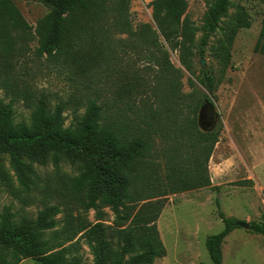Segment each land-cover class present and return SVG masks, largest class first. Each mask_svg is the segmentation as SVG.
<instances>
[{
	"label": "trees",
	"instance_id": "obj_1",
	"mask_svg": "<svg viewBox=\"0 0 264 264\" xmlns=\"http://www.w3.org/2000/svg\"><path fill=\"white\" fill-rule=\"evenodd\" d=\"M25 1L49 8L34 28L37 58L62 60L65 66L82 72L92 67L104 70L113 61L114 51L101 22L113 12L123 32L147 52L162 88L145 87V97L149 93L153 102L144 100L136 115L134 105L119 107L121 96L113 103L90 99L82 115L72 112L68 127L64 117L67 103L51 108L41 94L27 122H17L14 105L27 100L29 93L15 72V60L23 51L15 47V38L33 28L10 0H0V175L5 176L7 158L21 195L31 193L36 185L35 166L52 164L59 175L66 163L79 172L54 194V199L64 200L63 209L59 204L46 205L34 219L18 221L5 210L0 218V264H20L32 258L42 264H80L77 256L67 255L75 243L65 247L79 235L94 264H154L166 256L157 222L167 197L210 187L208 163L221 134L218 121L208 131L198 129L200 109L214 106L206 95L194 97L191 81L192 92L183 95V71L195 77L194 48L204 57L210 39L218 32L222 40L215 55L228 64L236 34L251 26L248 15L231 0H211L202 26L194 27L185 17L187 0H156L151 4L155 29L142 25L132 31L126 21L132 0ZM258 1L264 7V0ZM198 32L201 37L195 45ZM162 42L179 53L180 69L170 64ZM255 50L264 54V17ZM201 74L200 84L212 95L215 79L203 70ZM142 86L146 85L124 83L119 91L130 100L128 94L139 92ZM157 139L164 143L160 161L155 156ZM103 208L115 218L112 227L102 223ZM74 210L80 211L76 217ZM89 211L96 214V224L87 220ZM62 213L66 218L57 234L61 222L56 218ZM218 217L223 229L205 243L212 264H222V244L238 228L237 221L226 218L220 209ZM249 231L264 236V214L260 223H249Z\"/></svg>",
	"mask_w": 264,
	"mask_h": 264
},
{
	"label": "rangeland",
	"instance_id": "obj_2",
	"mask_svg": "<svg viewBox=\"0 0 264 264\" xmlns=\"http://www.w3.org/2000/svg\"><path fill=\"white\" fill-rule=\"evenodd\" d=\"M10 1L19 10L22 19L33 28L29 33L15 38V47L23 49L15 60V72L23 82L21 86L26 87L29 93L27 100L14 105L17 122H27L35 101L41 94H44L51 108L58 103H67L64 117L65 127H68L73 119L72 112L77 110L78 115H82L86 102L90 99L113 103L121 96L123 102H117L119 107L134 105L133 112L136 115L144 100L150 98L149 101L153 102L149 93L145 97V87L162 88L157 68L148 60L147 52L123 32L113 12L101 22L107 44L114 51L113 61L104 70L92 67L90 71L82 72L75 66H65L62 60L53 61L34 55L37 47L34 28L49 13L48 7L35 1ZM154 1L156 0L130 2L126 21L132 31H137L142 25L155 29L151 8ZM208 1L211 0H187L185 17L194 27L202 26ZM231 2L244 8L251 26L236 34L229 52V63L224 64L215 55L222 40L218 32L210 39L204 57H200L194 48L192 65L195 77L183 71L181 80L183 95L192 92L191 81L195 87L196 99L206 95L212 100L213 108L205 105L198 113V129L208 131L217 121L221 125L219 141L208 163L211 185L167 197L157 225L166 256L154 264H212L205 243L207 237L223 229L218 217L219 209L226 218L242 223H260L261 215L264 214V54L255 50L262 28L264 7L258 0ZM233 12L234 9L229 11L230 14ZM200 37L198 32L195 45ZM162 43L170 64L180 69L179 53ZM202 60L203 68L200 65ZM201 70L215 79L212 95L200 84ZM124 83L146 86H142L139 92L128 94L131 99L127 100L119 91ZM131 114L133 113H127L132 117ZM185 115L187 114L183 116ZM163 146V141H155V156L159 161ZM4 171L5 176L0 175V218L8 210L10 215H15L16 221L23 218L34 219L37 212L46 205L59 204L63 209L64 200L54 199V194L62 189L63 182L79 173L66 163L61 165L59 175L52 164L35 166L36 185L31 193H22L21 196L7 158L4 160ZM244 181V186L238 184ZM78 213L80 211H72L74 217ZM102 213V223L112 227L115 219L113 214L108 208H103ZM86 217L92 225L96 224L94 211H89ZM65 218V213L57 216L56 219L61 222L55 229L57 234H61ZM73 243L74 247L67 255L77 256L80 264H94L93 256L80 235L65 247ZM222 254V264H264V236L238 227L225 238ZM20 264L42 263L39 259L32 258Z\"/></svg>",
	"mask_w": 264,
	"mask_h": 264
},
{
	"label": "water",
	"instance_id": "obj_3",
	"mask_svg": "<svg viewBox=\"0 0 264 264\" xmlns=\"http://www.w3.org/2000/svg\"><path fill=\"white\" fill-rule=\"evenodd\" d=\"M200 65L202 68L204 67V61L203 60L200 62ZM235 226L243 228L245 230H249V223L236 222Z\"/></svg>",
	"mask_w": 264,
	"mask_h": 264
},
{
	"label": "crops",
	"instance_id": "obj_4",
	"mask_svg": "<svg viewBox=\"0 0 264 264\" xmlns=\"http://www.w3.org/2000/svg\"><path fill=\"white\" fill-rule=\"evenodd\" d=\"M163 212V211H162ZM160 219V218H159ZM159 221V220H158ZM157 225H158V222H157ZM222 256H223V254H222Z\"/></svg>",
	"mask_w": 264,
	"mask_h": 264
},
{
	"label": "bare ground",
	"instance_id": "obj_5",
	"mask_svg": "<svg viewBox=\"0 0 264 264\" xmlns=\"http://www.w3.org/2000/svg\"><path fill=\"white\" fill-rule=\"evenodd\" d=\"M168 222V221H167Z\"/></svg>",
	"mask_w": 264,
	"mask_h": 264
}]
</instances>
